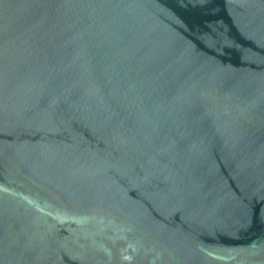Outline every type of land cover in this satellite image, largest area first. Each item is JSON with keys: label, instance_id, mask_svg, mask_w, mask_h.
I'll use <instances>...</instances> for the list:
<instances>
[{"label": "water", "instance_id": "1", "mask_svg": "<svg viewBox=\"0 0 264 264\" xmlns=\"http://www.w3.org/2000/svg\"><path fill=\"white\" fill-rule=\"evenodd\" d=\"M0 264H264V0H0Z\"/></svg>", "mask_w": 264, "mask_h": 264}]
</instances>
